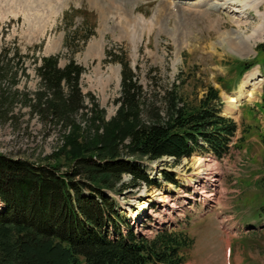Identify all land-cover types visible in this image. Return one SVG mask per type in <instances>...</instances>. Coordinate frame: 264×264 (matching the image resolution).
<instances>
[{
  "label": "rangeland",
  "instance_id": "1",
  "mask_svg": "<svg viewBox=\"0 0 264 264\" xmlns=\"http://www.w3.org/2000/svg\"><path fill=\"white\" fill-rule=\"evenodd\" d=\"M137 1L129 31H125L124 9L113 0H0V49L19 48L24 58L23 65L12 63L17 84L4 85L0 153L34 163L58 164L64 171L72 159L70 145L64 144L72 127L78 128V141L96 138L102 131V123L93 122L97 114L89 113L92 103L87 97L85 108L61 116L62 120L49 113L48 117L39 114L49 112L42 104L51 96L35 72L38 62H34L33 54H57L59 67L70 59L81 65V92L92 94L105 121L116 115L121 91L120 63L110 59L107 50L127 61L134 73V82L141 89L140 122H151L156 113L162 122L167 121L174 114L168 102L172 98L185 111L198 106L211 86L221 102L218 114L236 124L228 152L220 158L210 156L214 159L210 160L204 151L195 149L178 161L168 155L148 159L134 154L139 157L141 170L154 182L106 192L117 202L116 208L126 221L146 200L151 203L150 225L167 219L172 225L184 227L193 244L185 250L183 264H227L223 255L228 246L230 264H264V217L255 214L264 199L258 182L264 174V55L254 49L264 41V21H259L258 14L264 12V1L260 0L258 12L246 8L245 14L232 11L243 7L246 0H231L236 7L209 10L208 6L195 7L200 0H171V4ZM214 2L224 4L223 0ZM127 13L130 15V11ZM133 27L135 30H131ZM253 30L256 36L251 40H256L248 42L247 48L241 41ZM254 62L258 64L249 73H240ZM255 70L260 76L246 85L252 98H242L234 113L223 115L229 107L227 97L239 89L247 73ZM122 155L127 154L123 151ZM199 157L208 160L209 170L204 172L213 174L216 181L208 176V180L199 181L197 174L193 175L194 160ZM162 170L171 172L176 182L166 181ZM180 174L194 177L196 186L181 179ZM129 178L123 173L121 181ZM154 190L162 191L165 201L151 199ZM194 199L208 202V206ZM120 227L124 231L127 225L121 220ZM143 228L150 236L153 229L149 224Z\"/></svg>",
  "mask_w": 264,
  "mask_h": 264
},
{
  "label": "trees",
  "instance_id": "2",
  "mask_svg": "<svg viewBox=\"0 0 264 264\" xmlns=\"http://www.w3.org/2000/svg\"><path fill=\"white\" fill-rule=\"evenodd\" d=\"M255 50L256 54L264 55V41ZM106 55L121 66L119 107L108 121L104 120L92 94L81 92L79 79L84 71L81 65L70 59L64 67H59L57 54H33L34 62H38L35 72L51 96L42 104L49 112L39 114L66 116L85 108L87 97L92 103L89 113L97 114L93 122L99 120L102 131L96 138L84 137L78 141V128L72 127L64 140L65 146L71 147L72 159L69 169L64 171L59 170L58 164L34 163L0 153V264L185 262L184 252L193 244L186 231L162 227L152 238L134 232L130 219L121 217L117 202L106 190L154 182L141 170L139 157L134 154L148 159L168 155L178 161L201 149L220 157L229 148L235 124L218 114L220 102L211 86L198 106L185 111L172 98L168 102L174 114L167 121L162 122L156 113L151 122H140L141 89L134 82V73L128 62L114 51L107 50ZM261 60L264 64V57ZM23 62L19 48L0 49V109L6 99L4 85L14 86L18 81L12 63L16 66ZM262 142L264 146V137ZM123 151L127 155L123 156ZM123 173L130 176L127 182L121 181ZM161 173L166 181L176 182L171 172ZM259 182L264 191V174ZM121 220L127 225L126 231L121 230Z\"/></svg>",
  "mask_w": 264,
  "mask_h": 264
},
{
  "label": "bare ground",
  "instance_id": "3",
  "mask_svg": "<svg viewBox=\"0 0 264 264\" xmlns=\"http://www.w3.org/2000/svg\"><path fill=\"white\" fill-rule=\"evenodd\" d=\"M113 1H116L118 2V4L120 5L121 9H124V29L125 31L128 30V27L130 26L128 23L131 21V19L133 17H131V14L134 13V10L135 8L137 7V5L134 3H137L138 1L137 0H113ZM179 1H182V2H188L186 0H179ZM215 0H200L199 3H195V7H198V8H202L203 6H208V8L206 9H210V8H213V9H224L226 6L228 5H232L234 7H236L233 3V1L231 0H223V3L224 4H219V3H215L214 2ZM264 1V0H263ZM161 2H168L171 4V0H161ZM261 2L260 0H254V1H251V0H246V3L243 4V7H238L239 9H235L232 11V13H242V14H245V10L246 8L248 9H255L256 12L259 11V7L261 5ZM130 3H132V5H130ZM172 6V5H171ZM128 11H130V15H128ZM163 13V10L161 11ZM259 14V21L260 19H262L264 21V12H258ZM244 17V16H243ZM136 18V17H134ZM159 18V17H158ZM162 18V17H161ZM137 20V19H136ZM159 20V19H158ZM133 23L135 24L134 20H133ZM239 26L241 24H238ZM134 26V25H133ZM257 28H262L263 26H260V25H257L256 26ZM255 29V28H254ZM131 30H135V28L133 27V29ZM264 30V29H262ZM253 36H256L255 35V30H253V33L250 34V35H247L245 37V40L241 41V44H244L247 48L250 46V42L251 41H255L256 39L254 38V40H251ZM249 42V43H248ZM253 47V45H252ZM248 72V71H247ZM249 73V72H248ZM246 75L245 77V81L240 85L239 89L237 91H235V93L233 95H229L227 97V103L229 104V107H227L225 110H224V113L223 115H227V114H232L236 111V106L238 104V102L242 99V98H252V91L250 90H247L246 89V85L249 84L254 78L257 77V72L256 70L255 71H252L251 74H248ZM245 74V73H244ZM243 74V75H244ZM118 76V74H117ZM194 164H195V169L196 171L193 173V175H196V177H199L200 180L199 181H203V180H208V177L211 178V180H214L215 177L213 174H209L208 172H204V170H209L208 169V160L206 159H203V158H195L194 160ZM201 175V176H200ZM180 178L181 179H186L187 182L191 181L192 178L190 177H187L186 175L184 174H180ZM208 176V177H207ZM185 181V180H184ZM198 181V182H199ZM216 181V179H215ZM151 199H155L157 201H165V198L166 196L163 194L162 191H156L154 190L151 194ZM143 204V205H142ZM147 205V201H143L142 203L139 204L138 206V209L139 210H143ZM137 212H135V215H136Z\"/></svg>",
  "mask_w": 264,
  "mask_h": 264
}]
</instances>
